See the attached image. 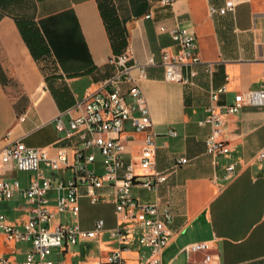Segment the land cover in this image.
Returning a JSON list of instances; mask_svg holds the SVG:
<instances>
[{"label":"crops","instance_id":"crops-1","mask_svg":"<svg viewBox=\"0 0 264 264\" xmlns=\"http://www.w3.org/2000/svg\"><path fill=\"white\" fill-rule=\"evenodd\" d=\"M225 1L176 0L162 5L159 0H0V152L21 140L51 157L64 149L72 163L81 141L77 135L66 138L59 132L57 119L69 128L74 113L67 111L116 72L109 63L112 56L129 51L130 64L145 65L146 76L138 85L159 135L154 169L167 175L156 191L134 186L132 195L144 204H167L174 215L162 264H203V252L188 256L182 249L213 239L212 264H264V159H258L264 150V105H244L223 115L226 154L213 157L207 152L205 139L211 126L201 124L211 104L220 112L234 105L241 93L264 84V0L240 3L225 15L209 14L210 5L222 7ZM107 7L114 9V20L105 16ZM114 21L126 41L120 52L112 45ZM162 26L196 35L203 63L196 66L192 83L165 80L162 52L174 54L179 47L168 31H160ZM207 64L212 65L211 73L205 70ZM131 73L138 77L137 69ZM130 86L121 84L124 95ZM223 87L225 91L213 101L212 93ZM127 101L132 105L131 99ZM170 130L176 135L168 134ZM123 136L132 139L128 158H135L143 135L127 121ZM180 157L189 162L175 167ZM230 165L234 170L227 178ZM91 167L101 169L99 155ZM41 170L54 178L73 176L68 167L48 171L41 165ZM20 172L8 166L1 178L27 188L34 173L21 177ZM136 173L144 172L137 168ZM80 193L79 226L91 230L103 220L106 230L52 254L66 263L95 264L119 247L109 233L116 225L113 188L98 190L100 202L112 207V215L93 219L85 211L89 200L85 188ZM56 197L55 191L48 193L52 206ZM30 208L20 193L0 203V210L16 225L27 220ZM66 214L56 222L66 223ZM17 244L5 242L1 234L0 255L22 262L31 247L25 243L16 249ZM147 254L136 239L122 251L124 264H146Z\"/></svg>","mask_w":264,"mask_h":264},{"label":"built area","instance_id":"built-area-1","mask_svg":"<svg viewBox=\"0 0 264 264\" xmlns=\"http://www.w3.org/2000/svg\"><path fill=\"white\" fill-rule=\"evenodd\" d=\"M162 5H171L176 0H159ZM250 0H226L222 7L210 5L209 14L225 15L234 12L238 4ZM179 49L174 54L162 52L164 78L171 82L183 84L192 83L198 71L196 66L203 63L198 50L196 35L187 29H167ZM129 51L112 56L109 63L116 72L101 87L77 101L67 112L74 113L66 128L60 118L56 128L64 133L66 138L77 135L81 146L74 148V161L71 163L64 149H60L54 157L41 149L26 146L21 140L15 141L0 152V203L10 201L16 193H20L31 206L27 220L21 225L8 221L7 216L0 210V233L7 243H27L30 250L25 259L17 264H83L79 262L66 263L63 260L51 258L52 249H64L75 245L79 240L95 239L105 229L103 220H97L93 229L84 230L76 221L80 212V189L85 188L86 196L92 204L103 200L98 190L103 187L113 188V204L116 225L109 230L112 238L119 242V247L113 250L104 260L95 264H124L122 251L129 249L135 241L148 249L146 264H162V253L169 243V225L174 215L169 205L161 203L144 204L133 197L132 188L141 186L156 191L163 183L166 173L154 169L158 149V133L150 114L147 99L138 85V80L146 76L145 65L130 64ZM148 63L152 64L150 58ZM137 69L138 77L131 73ZM206 72L211 73L212 65L207 64ZM131 84L127 95L121 91V84ZM225 88L212 93V100L218 99V94ZM127 98L131 99V104ZM244 105H264V84L258 90L241 93L234 105L226 106L220 112L215 111L213 104L208 108L207 118L201 124H210L211 132L205 139L206 150L213 157L229 152L228 146L221 139L224 125L223 115L233 114ZM137 111L138 115H134ZM23 118L20 117V120ZM131 122L135 133L142 134V147L135 158L131 154V141L123 136L124 125ZM176 135L174 130L168 132ZM97 152V153H96ZM100 156L101 169L96 165ZM258 159H264V150L258 154ZM186 157L177 159L175 167L188 163ZM41 165L48 171H58L62 167L71 169L70 179L54 178L41 170ZM12 166L18 171H29L34 177L27 188L22 189L19 183L1 178L6 167ZM143 170L142 175L136 169ZM234 166L227 167V178L233 174ZM55 191L57 197L52 206L48 193ZM69 213L74 219L70 224L56 222L58 216ZM47 224L48 227H45ZM140 235L136 236V233ZM214 241L190 243L183 247L188 256L203 252V264H212ZM0 264H16L5 256L0 255Z\"/></svg>","mask_w":264,"mask_h":264},{"label":"rangeland","instance_id":"rangeland-1","mask_svg":"<svg viewBox=\"0 0 264 264\" xmlns=\"http://www.w3.org/2000/svg\"><path fill=\"white\" fill-rule=\"evenodd\" d=\"M20 173H21L20 174L21 177L22 176L27 177V176L30 175V173H33V172L21 171ZM85 211L87 213V216H89L91 219L98 218V217H104V216H111L112 215V207L110 205L102 204V202H100V201L98 203H96V204H92L90 202V200H87L86 205H85ZM63 219H64V221L67 224L71 223V217H70L69 214L63 215ZM44 226L48 227L47 224H44ZM0 235H1V233H0ZM15 246H16V249H19V248L22 249L25 246V243H18ZM56 249H58V248L52 249V252L54 253V251ZM51 258L55 259V255L52 254Z\"/></svg>","mask_w":264,"mask_h":264},{"label":"trees","instance_id":"trees-1","mask_svg":"<svg viewBox=\"0 0 264 264\" xmlns=\"http://www.w3.org/2000/svg\"><path fill=\"white\" fill-rule=\"evenodd\" d=\"M104 14L106 17L114 20V9L112 7H107ZM112 25L114 28H116L112 36V45L115 52H120L124 49L126 44L124 34L115 21L112 23Z\"/></svg>","mask_w":264,"mask_h":264}]
</instances>
